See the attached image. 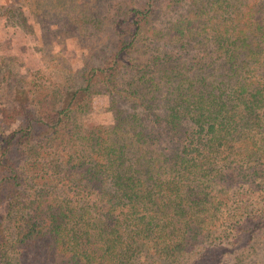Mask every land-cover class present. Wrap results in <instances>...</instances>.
I'll return each instance as SVG.
<instances>
[{"label":"trees","instance_id":"trees-1","mask_svg":"<svg viewBox=\"0 0 264 264\" xmlns=\"http://www.w3.org/2000/svg\"><path fill=\"white\" fill-rule=\"evenodd\" d=\"M111 30L65 83L1 78L0 264H242L264 236V0H144ZM95 95L123 122L89 125Z\"/></svg>","mask_w":264,"mask_h":264},{"label":"rangeland","instance_id":"rangeland-1","mask_svg":"<svg viewBox=\"0 0 264 264\" xmlns=\"http://www.w3.org/2000/svg\"><path fill=\"white\" fill-rule=\"evenodd\" d=\"M144 0H0V81L7 72L27 81L62 84L95 65L115 45L112 22L129 7L142 8ZM185 2L175 11L161 12L150 25L167 28L183 12ZM137 53L139 62L151 61L152 50ZM168 52L182 62L194 65L195 56L203 53ZM150 69L153 64L149 65ZM89 125L123 122L124 106L107 95H95ZM15 122L12 129L17 127ZM156 147L173 151L178 141L160 129ZM244 264H264V236L245 252ZM242 263V264H243ZM228 264H240L237 259Z\"/></svg>","mask_w":264,"mask_h":264}]
</instances>
